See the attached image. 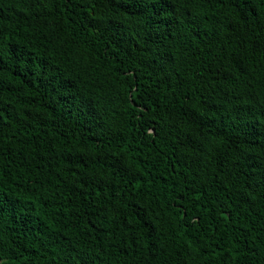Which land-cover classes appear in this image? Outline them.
Returning <instances> with one entry per match:
<instances>
[{
  "label": "trees",
  "instance_id": "obj_1",
  "mask_svg": "<svg viewBox=\"0 0 264 264\" xmlns=\"http://www.w3.org/2000/svg\"><path fill=\"white\" fill-rule=\"evenodd\" d=\"M0 264H264V0H0Z\"/></svg>",
  "mask_w": 264,
  "mask_h": 264
}]
</instances>
